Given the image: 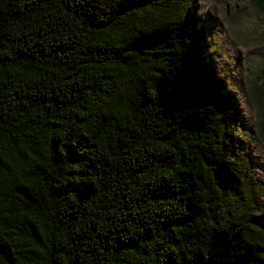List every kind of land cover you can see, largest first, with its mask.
I'll use <instances>...</instances> for the list:
<instances>
[{"label": "trees", "instance_id": "trees-1", "mask_svg": "<svg viewBox=\"0 0 264 264\" xmlns=\"http://www.w3.org/2000/svg\"><path fill=\"white\" fill-rule=\"evenodd\" d=\"M190 5L0 0V264H264ZM248 88L264 142V68Z\"/></svg>", "mask_w": 264, "mask_h": 264}, {"label": "rangeland", "instance_id": "rangeland-1", "mask_svg": "<svg viewBox=\"0 0 264 264\" xmlns=\"http://www.w3.org/2000/svg\"><path fill=\"white\" fill-rule=\"evenodd\" d=\"M190 3L203 63L238 115L231 138L234 159L264 186V142L257 132L260 117L248 88L264 68V16L235 1Z\"/></svg>", "mask_w": 264, "mask_h": 264}, {"label": "bare ground", "instance_id": "bare-ground-1", "mask_svg": "<svg viewBox=\"0 0 264 264\" xmlns=\"http://www.w3.org/2000/svg\"><path fill=\"white\" fill-rule=\"evenodd\" d=\"M252 77V76H251Z\"/></svg>", "mask_w": 264, "mask_h": 264}]
</instances>
